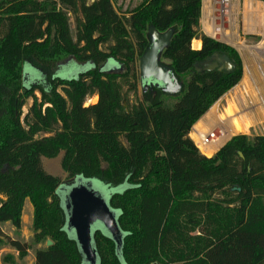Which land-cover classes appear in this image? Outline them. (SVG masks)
Instances as JSON below:
<instances>
[{
    "label": "trees",
    "instance_id": "1",
    "mask_svg": "<svg viewBox=\"0 0 264 264\" xmlns=\"http://www.w3.org/2000/svg\"><path fill=\"white\" fill-rule=\"evenodd\" d=\"M200 13L201 0H142L124 14L112 0H0V223L18 230L28 198L34 242L51 241L34 250L33 264H86L64 228L62 182L41 163L60 150L67 178L102 181L116 214L121 245L95 231L96 264H264V135H235L211 157L189 138L242 76L234 48L205 35L193 40ZM151 27L172 31L161 57L181 87L170 105L153 86L127 99ZM214 57L230 68L205 69ZM66 58L92 67L55 76ZM111 58L122 71L99 72ZM37 70L45 78L25 80ZM5 243L20 255L29 248L0 228V248Z\"/></svg>",
    "mask_w": 264,
    "mask_h": 264
},
{
    "label": "rangeland",
    "instance_id": "2",
    "mask_svg": "<svg viewBox=\"0 0 264 264\" xmlns=\"http://www.w3.org/2000/svg\"><path fill=\"white\" fill-rule=\"evenodd\" d=\"M141 1L142 0H112V3L119 14H124L126 11L134 8ZM245 1L247 0H236L234 6L231 9L230 15L228 16L229 17L228 26L231 27L232 29V38L230 39L228 44L229 46L235 49V51L238 53L241 59V62H242V76L237 84L239 85L245 73V59H247L249 61L247 64H249V66L252 69L250 70V73L247 75L249 77V78L247 77V86H248L247 89L249 88L254 89L256 85L253 82H255V80L261 81L260 80L261 78L259 76L261 72L259 71V69H264V52H260V53L254 52V54H251L249 56V55H246V53H244V51L240 49V46L241 47L242 46L252 47V46H256L257 44L261 42H264V32H263L264 27H262V18L259 13L256 12L255 15H250L249 11L245 10V5L247 4ZM252 1L260 2L258 0H252ZM254 2L253 4L255 5ZM205 7L206 5H204L203 10L201 7L200 20H199V25H198V35H197V38L193 40H199L198 37L201 35H204L203 28L205 27H204L203 22L205 21V16H206V13L208 12L206 11ZM251 16H253L252 17V20L254 22L253 24L249 23V19H250L249 17ZM67 17H68L69 30H70L71 35L73 36L75 33L74 20L70 13H67ZM193 40L190 43L191 48L198 49V48L193 47ZM159 61L165 65L170 63L169 60L162 58V57L159 58ZM86 66H88V64L76 61L73 58H66L62 60L60 63H58L57 66L54 67V69L52 70V73H54V75L58 77H62V78L70 77L71 78V77L76 76L78 72L82 70L83 68H85ZM23 67L26 69L29 66L24 65ZM253 70L256 71V73ZM38 72L36 74L38 76L37 77V76L31 75L29 71H25V76H24L25 80H28V81L31 80L33 82L34 81L36 82L38 80H41L42 78H45L44 73H42L41 71H38ZM233 88L225 92L216 102L212 104L213 106L215 103L218 102L217 113L219 116L221 115V117L229 118V114L233 113V107L235 108V104H239L240 102V97H242L240 96V93L242 91L238 88V91L239 90L240 91L238 92V95L234 97L232 95ZM36 96L39 97V94L37 92H36ZM161 96L163 99V103L165 105L172 104L176 99V96H173L171 94H168V95L164 94ZM127 97H128L127 98L128 103H133L137 98L141 99L142 96H141V87L139 86V81L137 82L136 94L133 95L130 92ZM96 100H97V96L93 95L92 97H89L86 99L85 105L94 103L96 102ZM31 103H32V99L28 98L26 100L25 105L22 108V113H23L22 116H24V114L28 111V108L30 107ZM123 106L125 107V110H127V104L125 101L123 102ZM246 108L244 106L243 107L239 106L236 109H234L235 114L239 118V120L247 124L248 127L246 131L234 132L228 137V140L238 134H244L250 138L256 135H264V115L260 111H258L256 107L250 106ZM245 114L246 116H244ZM197 122H195L191 128H194ZM209 124H212V122H210ZM212 126H216V125H213V124L206 125L196 130L205 131L208 128H211ZM43 135H47V134L40 133L37 136L40 137ZM189 138L191 139L190 135H189ZM214 153L215 152H213L210 155H205V156L211 157ZM63 154H64V151L60 150L53 157L42 156L41 163H42L43 168L46 170V172H48L49 174L53 176L59 177L61 182L66 183L70 181L71 179L67 178V174L61 167V159L63 157ZM104 167H105L104 164H101V169H103ZM97 183H98V186L96 185L95 186L96 188L102 190L103 192L107 191V187L102 181L97 180ZM32 215H33L32 205L28 199H25L23 201V207L21 211V223H20V228L18 230H16L11 225L10 222L0 223V228L3 230L5 234L9 235L11 238H15L20 241H25L29 244V248L27 249L24 255H20L18 251H16L14 248H12L10 245L6 243L2 245L0 248V264H32V259L34 257V250L36 248H42L46 246V242L44 241H42L41 243H35L33 240V237H32L33 233L31 229L32 228L31 227L32 226Z\"/></svg>",
    "mask_w": 264,
    "mask_h": 264
},
{
    "label": "water",
    "instance_id": "3",
    "mask_svg": "<svg viewBox=\"0 0 264 264\" xmlns=\"http://www.w3.org/2000/svg\"><path fill=\"white\" fill-rule=\"evenodd\" d=\"M171 32L169 30L165 33H158L154 28H149V46L138 58L139 79L143 86L159 87L168 94L177 92L181 87V82L178 81L170 66L159 61L162 50L168 44ZM86 64L88 66L79 73L92 67L89 62ZM219 64L226 69L230 68V64L220 57H214V61L205 65L204 68L212 69ZM122 68V65L111 58L101 65L99 72L119 74ZM148 81L151 82L147 83ZM96 185L98 186V183L93 178L75 176L66 183L62 182L57 189L65 211L64 228L75 240L81 258L86 264L97 262L96 248L93 243L95 231L100 230L106 233L114 241L116 249L120 247L122 241L116 214L108 205V191L103 192L96 188ZM50 244L51 241L47 240L46 246Z\"/></svg>",
    "mask_w": 264,
    "mask_h": 264
},
{
    "label": "bare ground",
    "instance_id": "4",
    "mask_svg": "<svg viewBox=\"0 0 264 264\" xmlns=\"http://www.w3.org/2000/svg\"><path fill=\"white\" fill-rule=\"evenodd\" d=\"M245 2L247 3L245 5V10L253 11V12L255 11L259 14L261 13L259 2H254L252 0H247ZM253 2L255 3V5L253 4ZM262 27H264L263 22H262ZM220 32L221 33L218 36L216 35V38L218 37V38L224 39V40L229 42L230 39L232 38V34L231 35L228 34V36H225V34L223 33V31L221 29H220ZM263 32H264V30H263ZM242 47L240 46V49L242 51H244V53H246V55H249V56L251 54H254V52H257V53L264 52V42H261V43L257 44L256 46H252V47H245V46H242ZM238 48H239V46H238ZM248 62L249 61L247 59H245V73H244L239 85L237 84L232 90V95L234 97H236L238 95V92L240 90L242 91L240 93V96H242V97H240V102H239V104H235V108L233 107V113L229 114V118L221 117V115L219 116L217 113V109H218V102H217L198 120V122L194 126L195 130L199 129L202 126L212 125V124L216 125V126H223L225 128V130L227 131L225 138H228L234 132L246 131V129L248 127L246 123L241 122V120H239V118L236 116L234 109H236L237 107H239V106L243 107L244 106L246 108V107L253 106V107H256V109L264 115V69H259V71L261 72L259 74L261 81L255 80V82H253V83H255L256 87H254V89L253 88L247 89V87H248L247 86V77H248L247 75L250 73V70H252L251 67L249 66V64H247ZM254 72L256 73V71H254ZM238 88L240 89L239 91H238ZM237 111H238V109H237ZM250 114H251V112H250ZM244 116H246V114ZM210 122H212V124H209ZM250 122H252V121H250ZM216 147H217V145H215V146L210 145L207 147H203L202 151L205 153V155H210L214 152Z\"/></svg>",
    "mask_w": 264,
    "mask_h": 264
},
{
    "label": "built area",
    "instance_id": "5",
    "mask_svg": "<svg viewBox=\"0 0 264 264\" xmlns=\"http://www.w3.org/2000/svg\"><path fill=\"white\" fill-rule=\"evenodd\" d=\"M235 1L236 0H201L202 10L204 8V5H206L205 9L206 11H208L205 16V21L203 22L205 27L203 28V34L205 36L229 45L228 41L218 37L216 38V35L218 36L221 33L220 29L223 31L225 36H228V34H232V29L228 26V16L230 15L231 9L234 6ZM259 4L261 9L260 14L262 22L264 23V2L260 1ZM255 13V11H249L250 15H255ZM252 17L253 16L249 17V23L253 24L254 22L252 20ZM226 133L227 131L223 126H212L211 128H208L205 131L195 130L194 128H191L189 135L199 152L205 155V153L202 151V148L210 145H217L214 150V152H216L228 141V138H225Z\"/></svg>",
    "mask_w": 264,
    "mask_h": 264
},
{
    "label": "flooded vegetation",
    "instance_id": "6",
    "mask_svg": "<svg viewBox=\"0 0 264 264\" xmlns=\"http://www.w3.org/2000/svg\"><path fill=\"white\" fill-rule=\"evenodd\" d=\"M78 74H79V72H78ZM138 81H139V86L141 87V91L143 90V87H145V86H143V84L141 83V81H140V79H138ZM151 81H148L147 83H150ZM148 87V86H147ZM154 87V86H153Z\"/></svg>",
    "mask_w": 264,
    "mask_h": 264
},
{
    "label": "crops",
    "instance_id": "7",
    "mask_svg": "<svg viewBox=\"0 0 264 264\" xmlns=\"http://www.w3.org/2000/svg\"><path fill=\"white\" fill-rule=\"evenodd\" d=\"M26 199H28V198H26ZM3 223H6V222H3ZM3 231V230H2ZM33 262H34V257H33V259H32V264H33Z\"/></svg>",
    "mask_w": 264,
    "mask_h": 264
}]
</instances>
